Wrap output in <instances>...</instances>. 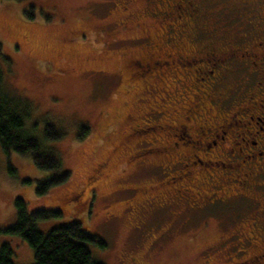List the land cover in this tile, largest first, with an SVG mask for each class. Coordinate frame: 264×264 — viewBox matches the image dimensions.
Wrapping results in <instances>:
<instances>
[{"label":"rangeland","instance_id":"374dc122","mask_svg":"<svg viewBox=\"0 0 264 264\" xmlns=\"http://www.w3.org/2000/svg\"><path fill=\"white\" fill-rule=\"evenodd\" d=\"M122 1L0 0L6 87L30 101L34 111L29 124L38 125V135L48 127L51 138L63 134L47 142L62 159L59 171L39 168L32 155L8 153L0 145V248L11 245L15 264H35L30 245L3 232L16 222L15 201L23 198L30 213L62 211L39 222L43 233L79 221L84 232L98 236L105 248L86 245L103 264H231L237 251L229 241L214 251L225 239L219 238L218 222L170 228L185 217L183 208L170 206L161 220L132 200L136 192L131 187L153 183L157 169H127L118 148L120 161L111 173L101 171L105 175L100 176L96 171L127 133L123 107L138 109L145 103L140 100L144 92L125 93L133 79L131 59L145 54L142 45L152 36L151 17L145 0H125L128 6L117 10ZM117 19L133 21L119 36L114 35ZM63 172L68 177L38 193L41 182ZM243 259L239 252V261Z\"/></svg>","mask_w":264,"mask_h":264},{"label":"flooded vegetation","instance_id":"af4514ba","mask_svg":"<svg viewBox=\"0 0 264 264\" xmlns=\"http://www.w3.org/2000/svg\"><path fill=\"white\" fill-rule=\"evenodd\" d=\"M145 2L152 36L125 93L145 103L123 107L127 133L96 171L111 173L121 149L127 169H157L134 202L159 219L183 208L174 229L216 221L214 251L229 241L231 264H264V0ZM117 20L119 36L133 21Z\"/></svg>","mask_w":264,"mask_h":264},{"label":"trees","instance_id":"16d2710c","mask_svg":"<svg viewBox=\"0 0 264 264\" xmlns=\"http://www.w3.org/2000/svg\"><path fill=\"white\" fill-rule=\"evenodd\" d=\"M5 59L0 52V61ZM34 107L30 101L14 94L6 87L5 73L0 63V145L6 151L30 154L34 164L42 169H62V159L52 146L54 139L63 134L50 137V127L42 134H37V124H29ZM51 143H47V142ZM50 144V145H49ZM62 177L45 180L38 187V193L44 194ZM16 222L3 232L22 237L34 250L35 264H103L93 259L86 243H95L105 248L107 245L98 236L82 230L81 222H73L53 228L48 234L39 229V222L62 215L57 210H36L30 213L23 198L15 201ZM14 250L5 243L0 248V264H15Z\"/></svg>","mask_w":264,"mask_h":264}]
</instances>
